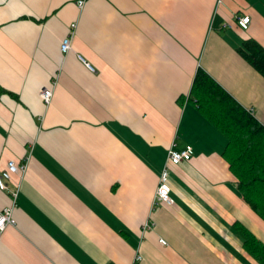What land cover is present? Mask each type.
I'll use <instances>...</instances> for the list:
<instances>
[{
    "label": "crops",
    "instance_id": "obj_1",
    "mask_svg": "<svg viewBox=\"0 0 264 264\" xmlns=\"http://www.w3.org/2000/svg\"><path fill=\"white\" fill-rule=\"evenodd\" d=\"M249 39L264 48V0H0V172L27 164L16 199L0 189L15 220L0 264H260L239 228L264 244V220L189 99L202 68L264 125ZM173 145L193 157L169 165L175 203L156 204Z\"/></svg>",
    "mask_w": 264,
    "mask_h": 264
},
{
    "label": "trees",
    "instance_id": "obj_2",
    "mask_svg": "<svg viewBox=\"0 0 264 264\" xmlns=\"http://www.w3.org/2000/svg\"><path fill=\"white\" fill-rule=\"evenodd\" d=\"M239 52L264 76V48L258 42L244 41ZM189 99L226 138L223 156L237 179L238 191L264 220V125L202 68L196 73ZM239 230L248 252L264 264V244L246 228Z\"/></svg>",
    "mask_w": 264,
    "mask_h": 264
},
{
    "label": "built area",
    "instance_id": "obj_3",
    "mask_svg": "<svg viewBox=\"0 0 264 264\" xmlns=\"http://www.w3.org/2000/svg\"><path fill=\"white\" fill-rule=\"evenodd\" d=\"M88 0H78V7L83 10L86 6ZM251 19L249 16H243L239 18L238 24L245 30L249 28ZM77 29V24L74 23L71 25L70 36L66 37L61 44V51L64 56L68 55L72 51V40L75 36ZM80 60L87 64V61L79 56ZM89 68L94 71V68L89 66ZM40 96L46 105H50L52 103L54 97V89L52 88H44L40 92ZM193 157V148L191 146H186L184 149L178 150L175 145L168 152V164L164 167L160 178H159V186L156 193V204L165 203L167 205H173L175 203L174 198L172 197V189L170 186V169L169 165H179L184 161H189ZM27 170V164L18 165L14 161L8 163L6 169L0 172V189L6 192H11L14 199H16L18 192L11 191L9 187V182L12 180V176L14 174H24ZM14 206H8L3 209H0V236L6 230V228L10 225L15 224V220L13 217ZM163 244H166L164 240H161ZM142 256L140 254L136 255L134 264H141Z\"/></svg>",
    "mask_w": 264,
    "mask_h": 264
}]
</instances>
